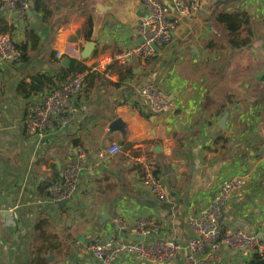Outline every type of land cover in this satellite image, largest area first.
<instances>
[{
  "label": "crops",
  "instance_id": "0c3cea01",
  "mask_svg": "<svg viewBox=\"0 0 264 264\" xmlns=\"http://www.w3.org/2000/svg\"><path fill=\"white\" fill-rule=\"evenodd\" d=\"M24 1V15L0 5V33L25 48L18 63L0 61V264H97L90 242L134 241L141 218L155 221L162 238L183 248L163 263L122 256L116 264H185L193 238L190 211L209 205L232 178L246 183L228 198L221 228L261 236L264 93L252 94L256 88L248 83L257 75V59L222 53L216 23L222 1L201 0L187 16L175 10L172 42L147 62L133 59L124 67L115 59L142 41V0H45L53 11L47 21L34 10L35 0ZM162 1L173 11L172 0ZM249 1L254 22L264 21V0ZM88 42L94 54L83 59ZM237 67L249 73L235 78ZM258 70L262 74L264 66ZM79 73L85 81L67 125L29 136L30 106ZM150 83L174 100L173 111L155 114L137 98ZM117 119L122 130L112 128ZM112 142L121 151L98 164L93 176L84 173L69 200L55 202L49 188L64 179L79 151L91 155ZM152 167L165 187V203L146 183ZM116 220L125 231L116 230ZM220 258L219 264L253 261L251 253L230 247L221 248Z\"/></svg>",
  "mask_w": 264,
  "mask_h": 264
},
{
  "label": "built area",
  "instance_id": "2783aa9c",
  "mask_svg": "<svg viewBox=\"0 0 264 264\" xmlns=\"http://www.w3.org/2000/svg\"><path fill=\"white\" fill-rule=\"evenodd\" d=\"M171 6L162 0H142L144 8L140 18L141 43L117 55V65L124 67L133 59L147 62L157 55V52L168 46L178 26V17L197 12L201 0H172ZM3 10L18 9L21 14L28 10V2L24 0H0ZM156 47V49H155ZM21 50L10 33H0V61L4 63H18L21 60ZM85 77L75 74L71 78L59 83L54 89L47 91L38 102L29 108L25 122L26 133L29 136H40L54 128L67 125L75 114L74 100L78 98ZM137 98L145 102L155 114H167L175 109V102L162 91L157 84L150 83L138 90ZM121 151L120 144L112 142L106 147L88 155L81 150L78 159L64 171V179L53 183L49 192L55 202L69 200L77 189V183L84 173L94 175L96 166L110 162ZM151 168L145 175L146 183L151 194L161 203L168 201L165 187ZM244 179H226L222 182L209 205L199 209H192L188 216V223L193 232V238L187 243L185 264H219L222 247L242 249L264 261V223L261 225V236L238 228L235 230L222 229L220 220L228 198L233 191L243 188ZM118 232L126 230L121 220L115 221ZM136 237L141 240L127 241L119 237H111L105 241H92L88 246L97 264H116L122 256L151 260L163 263L175 259L183 248L174 238H162L159 225L147 218L136 222Z\"/></svg>",
  "mask_w": 264,
  "mask_h": 264
},
{
  "label": "trees",
  "instance_id": "16d2710c",
  "mask_svg": "<svg viewBox=\"0 0 264 264\" xmlns=\"http://www.w3.org/2000/svg\"><path fill=\"white\" fill-rule=\"evenodd\" d=\"M34 10L42 13L46 21L53 15V11L46 7L45 0H35ZM216 23L226 33V43L221 42V48L228 53L230 59L236 56L243 57L245 54L257 49L263 50L264 44H258L259 41L255 38L254 19L247 11L220 12L216 16ZM86 37L90 40L88 34ZM17 48L21 50V60L25 59V48L23 46H17ZM155 174H158V172ZM251 264H264V261L258 256H254Z\"/></svg>",
  "mask_w": 264,
  "mask_h": 264
},
{
  "label": "rangeland",
  "instance_id": "374dc122",
  "mask_svg": "<svg viewBox=\"0 0 264 264\" xmlns=\"http://www.w3.org/2000/svg\"><path fill=\"white\" fill-rule=\"evenodd\" d=\"M222 1V10L221 12H235L237 10H250V12H255V9L253 10L254 7L250 8L249 6H251V3L249 0H220ZM246 1V3L243 5V2ZM251 14V13H250ZM255 25H253L254 31L256 33V40L259 41L258 44L263 43L264 44V21L258 20L254 22ZM221 32L219 33V35L217 36V40L218 43L220 44L221 42H225V38H226V33L223 31V29H221ZM221 46V45H220ZM224 53V56L226 59H229L228 53L227 52H222ZM251 56L254 57V59H257L258 61V66H257V75L255 77L251 76V82H248L250 84V89L256 88L254 89V91L252 92V94L257 93V92H263L264 93V83L262 82L259 83V78L260 76H262V73L260 72L259 67H263L264 66V47L263 50H255V51H251L250 53ZM248 54H245L244 57H246ZM235 58V57H234ZM240 62V61H239ZM238 62V63H239ZM236 72L235 75L237 78V76H243L245 74H248L249 72H246L247 70L245 69H241V67H237L235 68ZM252 72V71H251Z\"/></svg>",
  "mask_w": 264,
  "mask_h": 264
},
{
  "label": "water",
  "instance_id": "95a60500",
  "mask_svg": "<svg viewBox=\"0 0 264 264\" xmlns=\"http://www.w3.org/2000/svg\"><path fill=\"white\" fill-rule=\"evenodd\" d=\"M94 49H95V44H94L93 42H88V43L86 44V47H85L84 51H83L82 54H81V57H82L83 59H89L90 57L93 56V54H94ZM155 49H156V47H155ZM67 63H68V60H66L64 64H67ZM260 81H261V82H264V73L262 74V76H261V78H260ZM226 117H227V114L222 118V123H224V124H225V119H226ZM221 126H224V125L221 124ZM112 128L122 130L123 127L121 126V120H120V119H117V120L113 123ZM65 201H66V200H65ZM62 203H64V201H63ZM141 239H143V238H138V237L135 238V240H141Z\"/></svg>",
  "mask_w": 264,
  "mask_h": 264
}]
</instances>
